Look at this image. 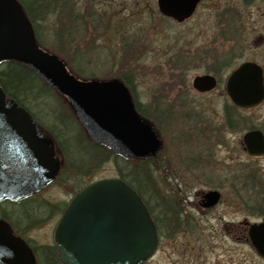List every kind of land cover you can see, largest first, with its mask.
Segmentation results:
<instances>
[{"label": "rangeland", "instance_id": "374dc122", "mask_svg": "<svg viewBox=\"0 0 264 264\" xmlns=\"http://www.w3.org/2000/svg\"><path fill=\"white\" fill-rule=\"evenodd\" d=\"M75 5V11H80L81 16L95 17L97 30L101 29L100 40L96 38L95 41L97 42V48L94 50H71L59 46L57 42L59 40L58 29L56 30L59 21L56 18H44L35 22L37 27V30L35 29L36 36L40 43L44 45L46 50L67 61L65 63L72 72L79 71L82 73L79 78L113 79L122 78L124 73L130 74L137 101L143 107L149 106L151 109L157 106V102H161L158 103L160 108L165 106L179 107L184 113H187L188 108H196L195 111L199 113V118L204 117L213 125L219 124L223 122L222 113L224 108L228 103L230 104L225 94V80L231 70L238 66L241 61L250 58H254L264 68V45L256 50L253 49L252 45L250 48L245 47L244 50H241V56L239 57L238 35L235 36L234 28L231 27L232 20L223 19L226 22H224V25H220L223 20L208 18L205 13L202 14L203 10H199L195 16L188 19V23L182 25L164 20V25L167 26L164 29L161 22L160 25L157 23V26H160V31L155 35H147L145 41H142L143 33L141 31H145L143 24L146 22V26L149 27V18H147L148 15L140 13L143 10L140 0H111L109 2L76 0ZM55 7H57V4ZM69 10L73 9L69 6L65 8V11ZM229 22L231 23L229 24ZM81 23H83V20H81ZM103 31L105 34H103ZM146 32L148 33V31ZM187 33L188 51L185 48L184 41V34ZM124 35L135 40V42H130L127 50L120 42ZM174 36L175 42L172 40ZM240 36L242 42L249 37L247 31L241 33ZM91 37L92 32L89 36L84 35L83 38L91 41ZM218 37L224 39V44L219 43ZM139 38L141 39L140 43ZM201 50L205 54L204 57H201ZM205 50H207V54ZM187 53L188 62L185 63L186 65L184 64L187 69L183 71L184 66L182 64L178 67L175 64L176 62H184L181 59ZM217 57L231 59V63L222 69V79L219 86L208 94L196 93L190 86L192 77L211 70L214 58ZM165 59H172V61L163 62ZM56 94L65 104H68L64 96ZM31 111L34 118L45 127L60 129L63 135L67 136L66 140L68 141H64L66 145L76 143L74 138L79 132V127L73 118L67 114L56 96L51 94V97L32 102ZM240 112L244 118H247H245L247 121L241 122L235 131L226 130L224 138L222 137L225 141L224 145L230 146V149L234 145L237 135L241 136L247 130V125L249 127L256 124L264 126V102L253 110ZM184 115L188 117V114ZM172 116H174L177 123L181 121L179 123L181 125L168 122L166 111L164 116H160L161 119L156 116L153 117L155 126L161 130V134L165 137L163 136L164 147L162 153L154 159L151 166L155 169L154 182L160 194L179 200L176 207L181 210L180 221H178L179 226L175 229L167 227L168 224L171 226L176 223L168 220L171 214L165 212L161 207L162 204H157L155 198H152L149 193L144 192V197L149 200V205L152 206V214L157 220L156 223L159 225L162 237L156 254L147 264H186L187 256L188 264H222V260H224L223 264H227L225 262H229L233 258L239 260L241 264H249L251 257L248 252L243 248L234 247L231 240L222 237L223 223L225 224L233 218L243 217L242 211H239L238 216L234 214L236 212L232 205L233 178H229L234 171L232 157H229L226 151H220L219 156H217L220 160L219 167L225 165L224 179L222 178L223 172H221L223 170L216 171L218 173L215 172L214 176H210L209 173L207 177L205 175L187 174L185 164L188 155L186 142L188 119L179 120L180 116L175 112ZM209 135L211 134L209 133ZM76 137L79 139L80 144L86 146V142L82 140L84 139L82 134L81 137ZM54 149L56 157L61 161L56 144ZM79 159H84V156L79 154ZM240 159L245 160L243 155L240 156ZM117 163L120 164V161ZM262 164H264V161L260 163V165ZM260 170L264 172V165L261 166ZM124 173H127V170ZM118 174L116 161L109 159L97 167L89 178L84 181L118 177ZM127 177L128 179L132 178L129 174H127ZM132 181L135 183L134 180ZM215 188L221 189L223 196L220 203L210 212H199L192 205L196 201L194 193L199 190ZM73 193L72 185L64 183L61 178L47 189L39 192L38 195L32 197V199L13 206L9 202L0 203V212L2 211L5 215H8L5 210L12 208L16 220L19 219V221L24 222L23 212L27 210L29 212L36 208L37 204H34L35 202L39 203V206L47 201L62 205ZM49 207L53 209V206ZM47 210L48 208H45V211ZM55 221L56 215L33 226L28 233L24 234L26 237L34 239L36 244L49 243L51 242Z\"/></svg>", "mask_w": 264, "mask_h": 264}, {"label": "water", "instance_id": "95a60500", "mask_svg": "<svg viewBox=\"0 0 264 264\" xmlns=\"http://www.w3.org/2000/svg\"><path fill=\"white\" fill-rule=\"evenodd\" d=\"M197 0H159L163 14L181 21ZM27 65L68 104L97 145L124 158H149L161 150L153 124L134 109L128 89L118 79H79L56 55L42 49L18 0H0V63ZM199 92L216 87L212 75H197ZM225 90L238 107L264 100L263 70L243 62L228 75ZM248 153H264L260 130L243 135ZM58 161L52 141L43 136L32 116L7 98L0 85V201H19L52 183ZM206 206L218 203L217 190L204 193ZM262 235V234H261ZM158 242L146 205L124 180H96L69 202L54 231V246L63 264H140L154 253ZM0 264H35L27 244L0 221Z\"/></svg>", "mask_w": 264, "mask_h": 264}, {"label": "flooded vegetation", "instance_id": "af4514ba", "mask_svg": "<svg viewBox=\"0 0 264 264\" xmlns=\"http://www.w3.org/2000/svg\"><path fill=\"white\" fill-rule=\"evenodd\" d=\"M24 10L26 11L29 18L34 20L32 25L35 29V22L37 20H42L44 18H53L59 21L58 31L59 40L57 41L59 46H62L66 49L71 50H79V49H88L94 50L97 48L96 38L101 37V29L97 30V21L95 17L92 16H81L80 11H75L76 9V0H18ZM104 2H109L111 0H101ZM142 4L143 10L140 13L143 15H148L149 18V27L146 26V22L143 24L145 31H141L143 33L142 41H145L147 35H155L158 33L159 27L161 25L164 29H166L164 25V20H170L177 25H182L184 23H188V19L195 16L199 10H203L202 14H206L208 18H215V19H226L232 20V28L237 33L234 34L235 36L238 35L237 45L238 50L240 52L239 57L241 56V50H244L245 47L250 48L251 45L253 49H258L262 45H264V0H197L194 6V9L190 15V17L185 18L181 21L174 19L173 17L167 16L163 14L160 10L159 0H140ZM52 3V5H51ZM57 4V7L55 5ZM70 7L73 10L65 11V8ZM56 8V9H55ZM56 10V11H55ZM83 20V23H81ZM155 21V22H154ZM225 20L221 21L220 25H224ZM229 22V24L231 23ZM151 23V24H150ZM81 24H83L81 26ZM148 28V29H147ZM147 29V30H146ZM223 29V28H222ZM104 30V29H103ZM148 31V33L146 32ZM248 32L250 37H247L246 41L242 42L241 40V33ZM92 32L91 41L83 38L84 35L89 36ZM86 33V34H85ZM103 34L104 31H103ZM186 36V37H185ZM188 33L184 34V41H185V48L188 51ZM100 40V38H99ZM175 42V36L172 38ZM222 38L218 37L219 43H223ZM121 44L127 50L129 47L130 42H135L132 37H122ZM141 39L139 38V43ZM96 43V44H95ZM124 43V44H123ZM138 43V39H137ZM138 43V44H139ZM218 43V44H219ZM104 44V43H102ZM224 44V43H223ZM184 48V49H185ZM221 49V48H220ZM201 50V57H204L205 54ZM219 51V50H216ZM207 50H205V53ZM207 54V53H206ZM184 62H188V53L184 56ZM172 59H165L163 62H171ZM65 62V61H64ZM241 62H255L254 58H250L247 60H243ZM262 68L263 66L259 64ZM189 66V65H188ZM189 68V67H188ZM264 69V68H263ZM219 71V73H221ZM212 75L216 80V87L213 89L215 90L219 83L221 82L222 75L218 76L217 73L212 72L211 70H207L204 73L197 74V75ZM179 76V74H178ZM196 76V75H195ZM193 76L191 79V88ZM117 78L120 81H123L125 86L127 87L132 103L134 105L135 110L139 113V115L143 116L139 110L138 105L140 102L137 101L136 98V91L132 84L128 83L127 79ZM132 82V77L130 78ZM194 90V89H193ZM199 92L194 90L198 94H208L212 92ZM226 94V92H225ZM227 96V95H226ZM161 102H157V115L156 117L161 119L160 116H164L166 111L167 118L166 120L170 123L177 124L175 121L174 112L178 113L180 116L179 120H187L188 119V137L186 138L187 142V157H186V164H185V171L187 174H195L196 176H203L206 177L209 175L214 176L216 171L223 170L222 178H225L224 170L225 165L220 166V160L217 158L219 156L220 151H226L229 157H232V168L233 172L229 178H233V207L236 213V216L239 215V211H242V218H233L231 221L227 223H223V234L222 237L225 239L231 240L234 244V247H239L245 249L248 254L250 255L251 259L249 260V264H264V172L260 170L261 162L264 161V153L260 155H252L248 153L246 148V144L243 140V134L252 131V130H261L264 135V127L261 124L252 125L249 127L247 125V130L240 136L237 135L235 142L233 143L234 148L230 149V146L224 145V132L227 131H235L237 126L239 127L241 122L247 121L242 115L240 111H249L253 110L258 106L251 107V108H241L237 106L230 107L231 104L228 103V107H225L223 110V122L219 124H210L206 118H199V113H196V108H188L187 113L180 110L179 107H159ZM181 105V103H180ZM189 107V106H188ZM232 110V111H230ZM184 114H188V117ZM227 115V117H226ZM145 117V116H143ZM147 118V117H146ZM149 119V118H147ZM151 120V119H149ZM152 121V120H151ZM231 123V126L228 124ZM154 128L160 135V139L162 141V148L158 151L154 159L158 158L162 153L164 147V138L163 134H161V130L155 126V123L152 122ZM181 125V124H179ZM209 133L211 135H209ZM165 137V136H164ZM223 137V138H222ZM188 140V141H187ZM243 155L245 160H241L240 156ZM215 169V170H213ZM218 173V172H216ZM260 175H262L260 177ZM209 176V177H210ZM48 188V187H47ZM45 188V189H47ZM43 189V190H45ZM211 190V189H208ZM208 190H199L194 193L195 195V202L192 205L202 213H207L212 211L221 201L222 192L221 189H213L217 190L220 194L219 202L214 206H206L204 198V193ZM39 194V193H37ZM188 200V199H187ZM53 206V209H48L45 211L44 207L50 208L49 206ZM60 205L59 203L52 204L50 201H47L45 205L36 206L33 208L32 211H25L23 212L24 222L16 220V223L12 220L11 217H15V214L12 213L14 210L12 208L6 210L5 212L8 215L3 213V217L0 216V219L5 220L11 226L13 232L22 237L32 248L36 257V264H40V259H56L59 264H62L59 260L58 252L54 248L53 245V232L57 225L59 218L61 217L63 211L65 210L67 204L62 208L58 209L56 206ZM63 205V204H62ZM162 209L166 208V205H161ZM43 209V210H41ZM165 210V209H164ZM150 211V210H149ZM150 216L153 218V214L151 212ZM169 213V212H168ZM56 215V221L52 232L51 242L44 243V244H36L35 240L32 238L26 237L24 233H28L29 230L35 225L43 223L48 219H51ZM155 221V220H154ZM180 220L176 221L178 224ZM156 225L157 233H158V244L157 249L154 253L156 254L160 244H161V234L159 230V225ZM262 234V235H261ZM44 246H48L51 250L45 251ZM188 246V245H187ZM51 251V252H50ZM153 255V256H154ZM153 259L150 258L148 261L141 263L147 264ZM186 264H188V256L186 257ZM224 263V260L221 262ZM227 264H241L239 260H231L229 262H225Z\"/></svg>", "mask_w": 264, "mask_h": 264}, {"label": "trees", "instance_id": "16d2710c", "mask_svg": "<svg viewBox=\"0 0 264 264\" xmlns=\"http://www.w3.org/2000/svg\"><path fill=\"white\" fill-rule=\"evenodd\" d=\"M33 19L31 17V21L34 23ZM36 28L37 27L35 25V29ZM41 45L44 46L42 43ZM213 62L214 64L211 67L212 68L211 71L217 73L218 76L219 75L221 76L222 73H219V71H221L223 67L229 65L231 63V59L217 57L214 58ZM185 63L186 62H176L175 66L178 67L181 64L184 66ZM182 69L184 71L187 69V67L184 66V68ZM74 74L80 77V74L82 73H80L79 71H74ZM123 77H125L124 79H127L128 83L131 84L130 78L132 76L130 74L124 73ZM0 84L5 94L7 95V98L11 101L18 103L26 110H28V112L32 115L33 118L34 116L31 111L32 102L51 97V94L56 96V98L60 101L61 105L66 110L67 114L73 118V120L76 122L77 126L79 127V132L75 135L74 138L76 143L73 142L70 143L69 145H66L64 141H68L66 140L67 136H64L60 129H54V128L49 129L34 118L39 128L43 130L44 134L47 137H49L54 142V144H56L57 150L61 156L59 173L56 180L62 178L64 180V183L71 184L73 187V191L77 192L91 182L90 180L88 182L84 180L88 179L89 176L97 169V167H99L103 162L108 161L109 159H113L116 161V165L118 168V173H119L118 177L124 180L141 196L143 201L149 207L151 213H152V206L149 205L150 204L149 200L144 197V192L149 193L152 198H155V202L157 204L160 203L159 205L161 204L166 205V208L163 209H165L164 210L165 212H169L171 214L170 217H168L169 221L176 222L177 220H180L181 210L180 208L176 207L177 204L179 203V200L178 199L176 200L175 198L169 197L165 194L161 195L158 187L156 186V183L154 182L155 169L152 168L151 166V163L154 161V159L152 160L124 159L122 157L112 154L108 148L93 143L88 138L84 127L81 125L77 117L73 114L69 105L65 104V102L56 94V92L46 82L41 80L37 76V74L27 65L12 61H6L1 63ZM228 106L229 105H227L226 107ZM230 107H232V105H230ZM137 108L143 116L151 120H154L153 117L157 115L156 106L150 109L149 106L143 107L142 104H139ZM153 122H155V120ZM228 125L231 126V123H229ZM81 134L82 137L84 138L82 140L86 142V146L80 144L79 139L76 137V136L81 137ZM76 152L78 155L76 154ZM79 154L84 156V159L80 160ZM119 161L120 164L117 163ZM125 170H127V173H124ZM127 174L131 175L132 178L128 179ZM132 180H134L135 183ZM139 183L141 184L140 186ZM156 198H159L161 200L159 201ZM46 203L47 202H45V204ZM34 204H37V206L40 205L37 202H35ZM42 204L45 205L44 202ZM56 207L58 209L59 208L62 209L64 206L60 204ZM45 208L47 207H44L43 209ZM48 209H52V208H48ZM0 216L3 217L2 212H0ZM11 218L16 223V216ZM154 220L157 221L155 217ZM178 226L179 224L176 223L175 225H171V226L170 224L167 225V227H170L171 229H175ZM44 249L45 251L51 250V248L48 246H44ZM39 263L59 264L56 259L46 260L43 258L40 259Z\"/></svg>", "mask_w": 264, "mask_h": 264}]
</instances>
